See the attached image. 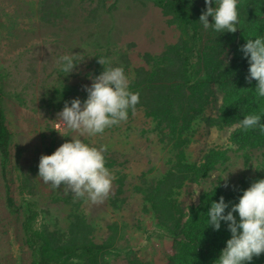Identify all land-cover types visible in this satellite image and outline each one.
Returning a JSON list of instances; mask_svg holds the SVG:
<instances>
[{
	"label": "rangeland",
	"instance_id": "obj_1",
	"mask_svg": "<svg viewBox=\"0 0 264 264\" xmlns=\"http://www.w3.org/2000/svg\"><path fill=\"white\" fill-rule=\"evenodd\" d=\"M191 2L206 7L205 0ZM171 19L156 0H0V87L12 132L5 172L0 156V264H35L25 232L32 217L33 229L64 239L81 236V220L94 242L105 243L115 234L110 250L98 256L99 264H168L173 240L160 226L150 196L137 187L143 176L150 181L162 177L176 157L144 108H135L103 134L79 137L91 147L106 146L105 166L114 179L103 203L75 198L63 187L52 189L38 178V165L42 155H51L74 135L56 122L65 101L70 106L72 99L86 100L84 86L104 69L122 67L130 83L136 67H149V59L152 63L169 46L190 38L191 30ZM211 37L205 31L204 43ZM197 51L194 47L192 69L202 76ZM73 54L77 65L67 75L61 57ZM215 93L208 115L215 114L223 95L219 89ZM231 130L194 121L185 148L188 160L202 159L212 147L230 149L229 158L174 192L182 207L215 184H227L230 191L264 173V149L251 151L246 161L244 151L229 142ZM74 259L88 264L85 257Z\"/></svg>",
	"mask_w": 264,
	"mask_h": 264
},
{
	"label": "trees",
	"instance_id": "obj_2",
	"mask_svg": "<svg viewBox=\"0 0 264 264\" xmlns=\"http://www.w3.org/2000/svg\"><path fill=\"white\" fill-rule=\"evenodd\" d=\"M156 3L172 17L171 22L190 29L191 36L169 46L152 63L153 59H149V67H136L129 83V91L140 95L135 108H144L152 117L162 141L171 146L176 157L170 159L162 177L150 181L143 176L137 189L150 196L160 226L173 240L168 264H216L231 233L223 221L219 230L208 226L207 212L211 203L218 202L223 196L229 203L227 213L239 202L244 190L253 182L264 179V173H259L251 182L242 180L230 191L220 183L215 184L196 201L183 207L174 199V192L185 183L208 176L229 158L230 149L212 147L202 159L188 160L185 148L191 141L189 131L198 119L209 126L232 127L229 142L237 150L244 151L246 161L250 160L251 151L264 149V132L259 128L245 131L240 127V121L248 115H260L261 123H264V98L256 94L257 81H246L249 64L240 50L248 39H264V0H238L239 23L235 33L205 30L199 17L206 7L191 0H156ZM213 22L209 17V23ZM205 31L212 36L207 43L203 41ZM194 47L198 49L196 53L204 70L202 76H196L192 69ZM216 89L223 95L215 114L208 115L209 104L216 100ZM4 95L0 87V156L5 172L11 158L12 132L3 107ZM131 111L129 109L128 113ZM106 165L111 166V163L106 162ZM234 215L239 220L238 214ZM32 218L27 219L25 232L37 257L35 264H62L75 257H85L88 264H99L98 256L110 250L115 237L112 235L105 243L94 242L90 238V227L81 220L85 229L81 236L64 239L55 232L33 229ZM250 264H264V253L254 257Z\"/></svg>",
	"mask_w": 264,
	"mask_h": 264
},
{
	"label": "clouds",
	"instance_id": "obj_3",
	"mask_svg": "<svg viewBox=\"0 0 264 264\" xmlns=\"http://www.w3.org/2000/svg\"><path fill=\"white\" fill-rule=\"evenodd\" d=\"M205 0L206 11L199 17L205 30L235 33L237 31L238 0ZM209 17L214 21L209 23ZM248 59V83L257 81L255 87L258 97L264 98V39H248L240 49ZM75 55L61 57V71L70 74L76 67ZM102 65L103 62L98 60ZM87 99L79 98L65 101L62 111L57 113L59 126L71 130L74 135L70 142L63 143L51 155H42L38 165V178L52 189L63 187L75 198L84 199L92 204L103 203L108 197L114 176L105 166L100 149L82 142L79 137L103 134L107 128L118 125L128 118V110H135L140 101L139 93L129 91V80L122 67L104 69L92 79L91 86H84ZM240 127L247 130L259 128L264 132L260 115H248L240 121ZM226 180V179H225ZM227 187V184H225ZM199 195L196 193L192 199ZM223 196L213 201L207 212L208 226L219 230L221 221L227 224L231 238L222 249L216 264H250L254 257L264 253V179L257 180L243 191L239 202L231 206ZM238 214L239 220L234 215ZM73 264H80L73 260Z\"/></svg>",
	"mask_w": 264,
	"mask_h": 264
}]
</instances>
